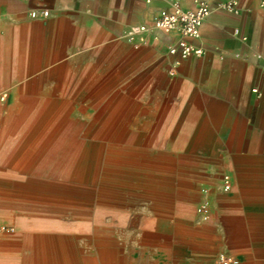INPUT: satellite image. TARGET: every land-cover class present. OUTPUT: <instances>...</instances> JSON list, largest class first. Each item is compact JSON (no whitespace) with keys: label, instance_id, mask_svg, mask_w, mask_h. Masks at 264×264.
<instances>
[{"label":"crops","instance_id":"0c3cea01","mask_svg":"<svg viewBox=\"0 0 264 264\" xmlns=\"http://www.w3.org/2000/svg\"><path fill=\"white\" fill-rule=\"evenodd\" d=\"M208 1L210 12L193 41L202 55L181 61L169 76L171 57L164 55L177 33L161 35L155 48L134 49L125 37L130 26L151 23L159 9L168 8L166 0H5L0 107L17 109L11 130L28 136L27 150L13 159L16 166L1 171L8 180H0V264H91L63 242L70 237L55 235L65 230L64 222L50 216L100 215L127 194L151 198V156L121 151L119 135H60L66 123L60 120L61 107L90 105L93 90L103 83H95L98 77L105 81L150 58L151 134L158 133L156 139L188 134L214 161L221 142L228 147L232 140L242 141L244 151L224 165L234 176L231 192L200 214L217 236H227L225 252L242 249V236L250 231L257 237L253 252L264 253L259 238L264 235V13L260 0H234L236 13L217 8L228 0ZM180 6L190 9L192 0H180ZM33 9H47L49 16L30 18ZM62 92L73 95L67 99ZM71 122L79 125L74 132L84 125ZM53 164L59 165L56 170ZM136 174L143 179H135ZM72 224L82 229L84 223ZM142 225L151 228V221ZM71 241L75 244L74 236ZM97 257L100 264L110 263L102 253ZM239 264H264V259L242 256Z\"/></svg>","mask_w":264,"mask_h":264},{"label":"rangeland","instance_id":"374dc122","mask_svg":"<svg viewBox=\"0 0 264 264\" xmlns=\"http://www.w3.org/2000/svg\"><path fill=\"white\" fill-rule=\"evenodd\" d=\"M4 2L0 0V9L4 8ZM116 73L105 81L104 77L96 79L95 83H103L93 90L90 105L61 107L64 115L60 120L66 123L60 135L82 138L119 135L123 137L119 144L121 151H135L141 158L151 156V198L127 194L118 200L123 207L118 206L116 200L115 205L100 215L74 217L66 212L50 216L64 222L65 230L55 235L70 237L63 242L76 248L91 264H100L98 253L104 254L110 260L109 264H214L219 253L227 254L231 264H239L242 256L264 259L263 252H253L258 247L253 244V238L257 237L250 231L242 236L240 247L243 252L241 248L236 253L225 252L227 236H217L216 229L207 224V220L202 221L200 214L210 212L211 203L231 192L234 176L231 168L224 165L229 161L228 157L244 151L242 141L232 140L228 147L221 142L216 147L220 155L214 161L202 153L199 140L188 134H184L186 138L183 139H178L179 134L175 133L171 139H156L158 133L151 134V58L124 74L122 70ZM61 95L71 99L73 93L62 92ZM16 110L4 104L0 107V180H8L1 171L15 167L16 154L27 150L28 133L11 130L15 126L11 115ZM71 120L84 124L80 131H73L79 125ZM117 127L122 130L114 132L112 129ZM58 166L52 165L55 170ZM224 176L231 182L227 191L223 188ZM134 178L143 179L138 174ZM22 181L23 178L18 180ZM239 190L243 196L244 186ZM216 209L219 210V206ZM143 221H151V228H143ZM73 222L84 223L82 229L75 228ZM73 236L75 244L71 241ZM259 238L264 240V235ZM23 254L27 256L29 251Z\"/></svg>","mask_w":264,"mask_h":264},{"label":"built area","instance_id":"2783aa9c","mask_svg":"<svg viewBox=\"0 0 264 264\" xmlns=\"http://www.w3.org/2000/svg\"><path fill=\"white\" fill-rule=\"evenodd\" d=\"M168 8H161L154 15L151 23H141L130 26L125 37L131 42L134 49L140 47H157L161 43V35L177 33L178 38L171 42L165 51L164 57H171L166 63V73L173 76L181 61L189 57H200L203 53L202 48L193 41L199 37L200 28L210 12L208 0H192L190 9H183L180 0H166ZM259 7L264 13V0L259 1ZM217 8L233 13L238 11L237 2L228 0L217 3ZM30 18H47V9H33L28 11ZM255 93L256 90L254 89ZM230 179L223 177V188L229 190ZM204 206H208L204 203ZM214 264H231L230 258L225 253H219L214 258Z\"/></svg>","mask_w":264,"mask_h":264},{"label":"bare ground","instance_id":"6f19581e","mask_svg":"<svg viewBox=\"0 0 264 264\" xmlns=\"http://www.w3.org/2000/svg\"><path fill=\"white\" fill-rule=\"evenodd\" d=\"M22 190V189H21ZM25 191V190H24ZM35 193V192H34ZM42 194V193H41Z\"/></svg>","mask_w":264,"mask_h":264}]
</instances>
